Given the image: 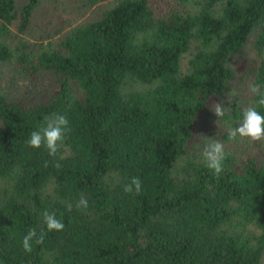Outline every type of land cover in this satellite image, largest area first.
Listing matches in <instances>:
<instances>
[{"label":"trees","instance_id":"16d2710c","mask_svg":"<svg viewBox=\"0 0 264 264\" xmlns=\"http://www.w3.org/2000/svg\"><path fill=\"white\" fill-rule=\"evenodd\" d=\"M42 1L0 0V65L28 81L49 77L44 95L0 88V264H261L264 157L225 145L216 176L188 147L209 138L201 117L237 78L231 64L254 32L256 58L239 74L264 84V0H196L193 11L114 0L66 31L58 17L47 34L66 33L55 45L9 40L12 28L27 33ZM229 107L222 120L234 128L244 108ZM52 113L71 125L56 158L27 144ZM228 130L213 138L230 141ZM137 176L141 193L126 194ZM45 210L64 231L47 232ZM31 228L47 234L27 253Z\"/></svg>","mask_w":264,"mask_h":264},{"label":"rangeland","instance_id":"374dc122","mask_svg":"<svg viewBox=\"0 0 264 264\" xmlns=\"http://www.w3.org/2000/svg\"><path fill=\"white\" fill-rule=\"evenodd\" d=\"M20 3L26 0H18ZM114 0H105L97 5L90 8L83 7L81 0H43L39 5L38 9L34 14V20L27 33H19L16 29H13V34L10 39L12 42L19 41L20 39H27L38 44L39 42L56 44L60 42L61 37L66 33L65 31L72 25L83 23L89 19L96 18L100 15V12L110 5ZM153 7L158 9H163L165 11H170L179 9L180 11H193L196 8V0H149ZM58 17H65L66 24H69L65 31L61 33H52L49 36V30L57 28L59 22H57ZM255 32L251 34L247 43L242 48V50L234 56L231 67L235 70L237 78L230 82L226 87L224 93L219 99V103L225 105L227 109H230L229 103L231 101H236L237 104L246 108L251 104V94L249 92V85L251 84V77L245 75L240 78L239 70L244 66L247 61L252 58H256V51L253 48V40L255 37ZM42 36H46L41 40ZM193 49V47H192ZM183 55L181 59V68L185 70L187 67V62L191 56V51ZM49 77L46 75H41L39 78L28 81L24 78H20L19 75L14 74V68L10 64L0 65V88L7 95L14 97L16 95H25L32 97L38 94L44 95L48 90ZM201 122L204 126L209 129V138H198L197 142H193L189 145L188 149L191 153H197L204 149L205 144L208 139H214L213 136L222 135L227 129H231L223 120L221 124L218 122L220 118L217 117L212 109L207 110L201 117ZM219 140V138H217ZM221 141V140H220ZM227 147H234L236 153L244 156L249 153H257L259 156L264 157V142H252L247 138L238 137L235 141L222 142ZM186 156L182 157L178 164L175 166V170L180 167L184 161H186Z\"/></svg>","mask_w":264,"mask_h":264},{"label":"clouds","instance_id":"9594fccd","mask_svg":"<svg viewBox=\"0 0 264 264\" xmlns=\"http://www.w3.org/2000/svg\"><path fill=\"white\" fill-rule=\"evenodd\" d=\"M249 92L255 99L251 102L250 106L244 108L239 125L227 131V137L231 141H235L240 137L247 138L252 142H264V114L260 111V109H264V84L258 82L250 84ZM212 111L220 118L218 123L221 124L222 118L226 113V107L222 103H216L212 106ZM70 132L71 125L67 116L60 113H52L50 116L45 117L43 126L31 132L27 144L34 149L45 147L48 154L56 158ZM202 157L205 166L214 175L220 176L224 174L226 160L228 159L224 143L218 139H208L204 146ZM50 163V161H45L44 167H49ZM55 167H61L58 160L55 163ZM123 190L129 195H139L142 191L141 179L138 176L132 177L124 185ZM76 207L86 210L89 207L87 198L81 195L76 203ZM67 210L69 212L72 211L71 204H68ZM42 216L47 232L64 231L65 225L62 219L57 218L55 212L45 210ZM47 232L44 229H41L39 232L36 228L29 229L22 241L24 251L31 253L33 251V243L43 244ZM261 264H264V258H262Z\"/></svg>","mask_w":264,"mask_h":264}]
</instances>
